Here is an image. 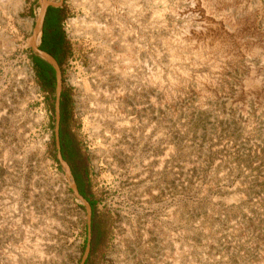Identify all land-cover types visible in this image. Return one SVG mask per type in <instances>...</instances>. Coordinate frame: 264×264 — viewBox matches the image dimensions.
Wrapping results in <instances>:
<instances>
[{"label": "rangeland", "instance_id": "374dc122", "mask_svg": "<svg viewBox=\"0 0 264 264\" xmlns=\"http://www.w3.org/2000/svg\"><path fill=\"white\" fill-rule=\"evenodd\" d=\"M192 3L109 0L118 24L105 0L62 1L64 136L95 203L86 264H264V0L226 8L258 17L236 64L191 50ZM39 7L0 0V264H79L86 210L28 43Z\"/></svg>", "mask_w": 264, "mask_h": 264}, {"label": "bare ground", "instance_id": "6f19581e", "mask_svg": "<svg viewBox=\"0 0 264 264\" xmlns=\"http://www.w3.org/2000/svg\"><path fill=\"white\" fill-rule=\"evenodd\" d=\"M190 1H193V3L190 7H188L189 9L187 8L188 11L190 13H196L199 16L198 19L202 21L201 23L204 26V28L202 29L199 28V30H195V29L189 30L186 33L185 38L187 41L191 42V50H194L196 55L202 58L203 62H206L208 64L211 63L214 64V62H216L218 57L219 58L224 57L226 61L230 64L241 63L245 60H248V55L253 54L257 51L256 49L258 48L259 45L255 46L252 43L248 44L247 40L243 41L244 40L243 38H245L246 34L258 33V29H257L258 17L256 16V12H254L253 10L250 11L249 16L247 15L245 19L243 18L234 19L232 15H228L225 12L227 7H236V6L241 7V4H243L242 0H190ZM109 5H110L109 0H105V12L107 11L114 12L115 9L114 10L110 9ZM215 8H220L221 11H223V16H222L223 20L220 19V17L217 18L215 16L214 14ZM114 13L115 15L117 14L116 12ZM107 18H111V17L108 16ZM112 20L113 22L120 24L119 16L116 15V17L112 18ZM229 28H231L232 30H230ZM104 29L105 32H107L108 34L111 33V30L110 31L108 30L110 28H107L106 25L104 26ZM38 40H39V36L36 37V42H38ZM152 79L154 83L158 85L160 88L163 87L164 83L162 80L157 78L154 79V77ZM204 82L205 81H203V83ZM255 82L257 83L251 84L252 90L257 89V85L260 86V83L258 81ZM259 89L261 90V88ZM196 90L198 92V89Z\"/></svg>", "mask_w": 264, "mask_h": 264}, {"label": "trees", "instance_id": "16d2710c", "mask_svg": "<svg viewBox=\"0 0 264 264\" xmlns=\"http://www.w3.org/2000/svg\"><path fill=\"white\" fill-rule=\"evenodd\" d=\"M61 7H49L47 13L44 18V23L41 31L39 47L49 54H51L58 62L60 66H62L65 55H66V39L64 35V31L61 26ZM41 43V44H40ZM31 58L33 62V66L35 68L36 78L38 82L41 84V87L44 90H50L54 86V70L47 62L36 56L33 52H31ZM63 98V92L61 95ZM67 109L61 100V119H60V149L62 152V156L66 161L69 162L74 181L79 192L88 200L92 209V217L95 203L90 200L87 193V181L85 178V168L84 161L82 160L81 164L75 163L72 159L71 154L73 149V145L70 144L71 141H67V137L64 136V129L66 128V120H67ZM55 146V145H54ZM94 228L91 224V232L93 233ZM90 252L92 249V241L90 242ZM89 252V254H90ZM89 257V256H88ZM88 258L86 259V261ZM86 261L84 264H86Z\"/></svg>", "mask_w": 264, "mask_h": 264}, {"label": "water", "instance_id": "95a60500", "mask_svg": "<svg viewBox=\"0 0 264 264\" xmlns=\"http://www.w3.org/2000/svg\"><path fill=\"white\" fill-rule=\"evenodd\" d=\"M63 0H39V10L36 14L34 26L32 29L31 35L28 37V43L32 49V52L47 62L54 70V141L55 147L57 149V159L65 172V176L69 181V185L75 195V197L84 205L86 210V222H87V240L79 264H84L89 252H90V242H91V222H92V209L88 200L79 192L76 183L73 178L70 166L65 159H63L61 150H60V137H59V119H60V97L63 88V76L61 66L58 64L57 60L48 52L39 47V42H36V37L41 36V31L44 23V18L48 6L60 7Z\"/></svg>", "mask_w": 264, "mask_h": 264}, {"label": "flooded vegetation", "instance_id": "af4514ba", "mask_svg": "<svg viewBox=\"0 0 264 264\" xmlns=\"http://www.w3.org/2000/svg\"><path fill=\"white\" fill-rule=\"evenodd\" d=\"M49 7H53V6H48V8ZM48 8H47V10H48ZM46 13H47V11H46ZM55 82V81H54ZM53 90H54V86H53ZM62 92H63V88H62ZM61 95H62V93H61ZM54 96V95H53ZM54 99H55V97H54ZM61 100H62V98L60 97V109H59V111H60V119H61ZM53 112H54V101H53ZM60 119H59V132H60ZM54 122H55V115H54ZM59 137H60V134H59ZM53 140H54V125H53ZM54 145H55V141H54ZM56 148V147H55ZM61 150V149H60ZM56 153H57V149H56ZM61 154H62V152H61ZM63 157V156H62ZM63 159H64V157H63ZM66 160V159H65ZM67 163H68V161H67ZM69 164V163H68ZM70 166V165H69ZM70 169H71V167H70ZM71 172H72V170H71Z\"/></svg>", "mask_w": 264, "mask_h": 264}]
</instances>
